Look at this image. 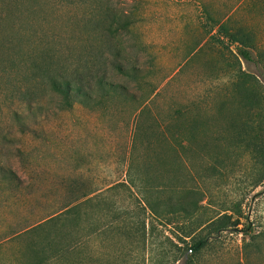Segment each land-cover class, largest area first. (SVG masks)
<instances>
[{"label": "rangeland", "instance_id": "1", "mask_svg": "<svg viewBox=\"0 0 264 264\" xmlns=\"http://www.w3.org/2000/svg\"><path fill=\"white\" fill-rule=\"evenodd\" d=\"M31 4L49 67L69 75L96 69L106 82L100 89L89 79L88 98L71 104L42 84L32 111L16 99L0 102V264H45L56 244L78 237L83 264H152L168 231L144 212L132 181L154 178L181 183L158 202H185L195 189L202 220L219 214L237 225L190 254L189 264H264V179L255 187L257 160L230 153L222 139L243 118L229 87L237 46L216 35L221 25L245 34L252 62L240 66L264 88V0ZM109 16L122 28L107 29ZM141 221L157 233L144 250L130 240Z\"/></svg>", "mask_w": 264, "mask_h": 264}, {"label": "trees", "instance_id": "2", "mask_svg": "<svg viewBox=\"0 0 264 264\" xmlns=\"http://www.w3.org/2000/svg\"><path fill=\"white\" fill-rule=\"evenodd\" d=\"M35 14L31 0H0V102L8 98L16 99L32 111L36 109L40 84L44 85L45 92L58 94L68 100L69 104L71 99L88 98V92L93 91L89 86V79H94L95 85L101 89L106 80L96 69L90 68L83 73L76 69L73 75H69L65 70H53L49 67V61L53 56L49 48H42L40 22ZM123 24L124 22H120L114 16H109L104 26L107 29L114 26L121 29ZM216 35L230 45L237 46L236 54L230 53L235 63L231 64L228 70L231 76L229 87L233 106L239 110L238 112H243L242 121L231 124L226 131L227 137L222 139L226 141L230 153L238 152L237 156L246 155L257 160L258 174L257 182L254 184L257 187L264 179V88L253 78L249 83L247 78L250 75L244 73L240 66L241 60L252 62L249 52L244 48L245 34L241 30L231 32L221 25ZM108 48L113 56L111 62L114 68L121 71V66L115 59L118 55L116 47ZM82 81L87 82L86 86ZM121 93L123 94L122 91ZM185 112H178V115L185 116L187 114ZM173 119L170 121L173 122ZM186 123L187 139L192 140L193 123L191 121ZM206 176H209L207 169L204 170V177ZM193 180L195 181V178ZM132 184L137 194L141 196L140 201L145 205L144 212L147 210L152 220L163 219L161 226L166 227L168 231L167 235H162L160 252H156L158 248L155 249L152 264H189L190 254L198 253L214 235L237 226L234 223L231 227L228 220L226 221L227 217L219 214L202 220L200 209L203 207L198 205L199 201L195 197L198 191L195 189H190L194 197L188 198L185 202H175L173 196L164 203L158 202L156 197L165 190L174 195L181 190L178 179L173 178L168 183H162L154 178L132 181ZM217 218H222L220 225L199 236V233ZM135 224L134 230L130 233V240L134 241H131V245L136 244L144 250L148 239L157 235L156 227L151 223L149 232L144 221ZM153 244L151 242L150 245ZM83 248L82 237L71 243H58L51 250L48 259L46 258L45 264H66L71 256L79 258L78 264H83L84 256H81ZM135 249V245L130 248L131 251ZM157 254L160 255L159 259L156 257ZM95 262L99 264V260Z\"/></svg>", "mask_w": 264, "mask_h": 264}]
</instances>
